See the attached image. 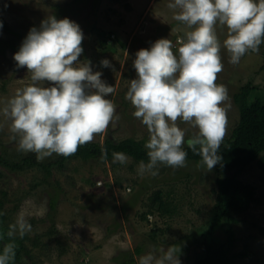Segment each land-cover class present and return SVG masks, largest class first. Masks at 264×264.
<instances>
[{
    "label": "rangeland",
    "instance_id": "rangeland-1",
    "mask_svg": "<svg viewBox=\"0 0 264 264\" xmlns=\"http://www.w3.org/2000/svg\"><path fill=\"white\" fill-rule=\"evenodd\" d=\"M72 1L0 0V42L5 46L0 50V155L7 160L20 162L32 156L41 162L35 153L17 151L10 122L2 109L18 89L31 83V73L26 67L17 69L13 56L30 28H38L49 15L67 17L79 24L84 33L80 61H91L93 71L102 72L101 78L115 88L106 98L116 105L119 121L92 142L133 137L146 143L149 139L146 126L134 118V106L125 99L130 80L137 75L133 67L136 52L167 38L172 41L174 54H178L181 41L192 29L173 18L174 11L167 7L170 0H81L66 7ZM216 33L223 64L216 83L226 87L229 99L225 104H230L224 137L227 139L239 119L233 94L247 83L264 93V43L258 52L249 50L238 64L232 65L223 47L227 27L218 24ZM105 58L113 68L101 66ZM177 123L186 130L185 141L197 132L188 124ZM57 156L53 154L42 161L52 162L49 175L37 164L10 170L0 163V191L4 192L0 195L5 199L7 221L13 225L24 217L32 226L29 238L38 235L37 246L25 241L30 256H23L24 264H139L142 257L176 245L181 238L191 243L188 252L180 254L182 264L192 262L202 252V231L214 201V168L207 172L202 161L186 160L182 168L161 165L159 174L152 177L139 175V163L126 155L124 164L98 157H76L58 164L53 162ZM239 179L254 187L256 200L234 215L236 222L215 230L214 235L223 239L221 231L234 234L230 252L244 253L234 264H264V172L252 163ZM156 190L162 191L170 214H160L157 204L151 205ZM54 192L58 197L55 210H51L49 201ZM51 219L54 226L49 233Z\"/></svg>",
    "mask_w": 264,
    "mask_h": 264
},
{
    "label": "clouds",
    "instance_id": "clouds-1",
    "mask_svg": "<svg viewBox=\"0 0 264 264\" xmlns=\"http://www.w3.org/2000/svg\"><path fill=\"white\" fill-rule=\"evenodd\" d=\"M167 7L176 21L192 30L185 34L178 54L167 38L139 49L133 61L137 75L125 96L134 106L132 115L149 133L144 145L148 161L137 168L142 176H157L161 165L185 167V143L201 156L207 172L221 163L219 149L227 133L230 104H225L226 87L216 83L223 71L216 26L227 27L223 47L232 65L249 50L258 52L264 43V0H170ZM83 39L78 23L49 15L38 28H30L13 56L17 69L26 67L31 73V83L7 100L2 113L10 122L17 151L35 153L38 161L53 154L74 155L119 121L116 105L106 98L115 88L101 78L102 72L93 71L91 61L79 59ZM100 64L114 67L107 58ZM178 121L197 132L185 141L186 130ZM113 162L127 163V157L114 153ZM31 231V224L20 217L10 226L9 236L23 238ZM181 251L179 245L160 248L139 264H182ZM14 258L15 245L9 243L0 252V264H10Z\"/></svg>",
    "mask_w": 264,
    "mask_h": 264
},
{
    "label": "trees",
    "instance_id": "trees-1",
    "mask_svg": "<svg viewBox=\"0 0 264 264\" xmlns=\"http://www.w3.org/2000/svg\"><path fill=\"white\" fill-rule=\"evenodd\" d=\"M81 0H74L66 7L73 5ZM0 50L5 47L0 42ZM264 61V48L262 51ZM256 87L247 83L240 87L239 91L233 94V101L239 112L238 123L232 130L230 138L223 139L219 153L223 157L220 164L214 167L215 170V191L214 201L209 210L208 218L205 222V229L202 231V240L200 247L202 252L188 264H234L236 259L244 253H231V247L234 243V234L232 232L221 231L224 234L223 239H218L214 235L215 230H223L236 222L235 214L244 212L256 200L254 187L244 183L239 179L242 171L252 163L264 172V93L255 91ZM143 140H137L133 137H127L118 141L106 138L102 143L90 142L81 145L74 155L64 157L57 156L53 162L58 164L63 161H69L79 157L83 160L92 158H101L105 161L113 159L114 153H123L130 157L134 162L147 163V150L144 147ZM187 152L186 160L201 162V156L192 152L187 144L184 146ZM0 163L10 170H22L34 164L39 165L46 170L47 175L51 173V163L36 162L34 157H23L20 162L13 159L7 160L0 155ZM0 194H4L0 191ZM58 194L54 192L50 195L49 207L55 210ZM153 206L157 204L160 214H170L168 202L162 197V191L156 190L151 197ZM4 197L0 195V252L5 245L13 243L15 245V258L10 264H24L23 256H30V248L25 241H31L33 246L38 244V235L30 239L26 234L21 238L18 234L9 236L11 224L7 221V211L4 206ZM50 232L52 233L54 221L51 219ZM176 245L181 247V254H186L191 243L181 238ZM140 249H136V253ZM132 261V259H131ZM128 261H122L118 264H127Z\"/></svg>",
    "mask_w": 264,
    "mask_h": 264
}]
</instances>
